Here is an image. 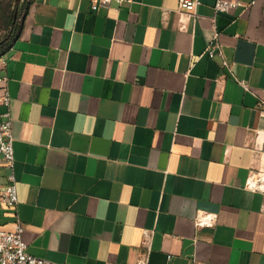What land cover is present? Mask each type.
<instances>
[{"label":"crops","instance_id":"crops-1","mask_svg":"<svg viewBox=\"0 0 264 264\" xmlns=\"http://www.w3.org/2000/svg\"><path fill=\"white\" fill-rule=\"evenodd\" d=\"M198 1L193 15L180 0H15L0 75L29 253L264 264V192L247 187L264 172V0ZM11 212L0 203V229Z\"/></svg>","mask_w":264,"mask_h":264},{"label":"built area","instance_id":"built-area-1","mask_svg":"<svg viewBox=\"0 0 264 264\" xmlns=\"http://www.w3.org/2000/svg\"><path fill=\"white\" fill-rule=\"evenodd\" d=\"M7 0H0V15L2 13L1 5ZM112 0H93V10H98L101 5L110 4ZM198 0H180V9L191 12L195 15ZM244 3L238 0H216L214 8L217 13H228L233 9L254 4ZM219 32L216 31L217 39ZM216 50L208 46L207 53L210 57L215 55ZM225 66H229L227 61ZM0 82L3 85V94L0 97V103L6 107V112L0 116V153L3 156L4 167L8 170L7 182L0 184V203L5 205L10 211L14 220L10 229H0V264H61L51 260L35 256L28 251V243L25 239V227L20 219L18 212L19 194L18 180L16 177V158L14 150L13 120L10 111L11 95L8 89V76L0 75ZM264 106V102L260 103ZM248 189L264 192V172L252 171L247 181ZM215 218L213 215L199 216L196 219L198 228L214 227ZM141 264H147V254L141 261Z\"/></svg>","mask_w":264,"mask_h":264},{"label":"trees","instance_id":"trees-1","mask_svg":"<svg viewBox=\"0 0 264 264\" xmlns=\"http://www.w3.org/2000/svg\"><path fill=\"white\" fill-rule=\"evenodd\" d=\"M14 2L15 0H7L1 5L0 31L3 33H0V57L9 50L13 42L12 29H16Z\"/></svg>","mask_w":264,"mask_h":264},{"label":"rangeland","instance_id":"rangeland-1","mask_svg":"<svg viewBox=\"0 0 264 264\" xmlns=\"http://www.w3.org/2000/svg\"><path fill=\"white\" fill-rule=\"evenodd\" d=\"M0 33H3V31H0ZM5 36V35H4Z\"/></svg>","mask_w":264,"mask_h":264},{"label":"water","instance_id":"water-1","mask_svg":"<svg viewBox=\"0 0 264 264\" xmlns=\"http://www.w3.org/2000/svg\"><path fill=\"white\" fill-rule=\"evenodd\" d=\"M15 21H16V16H15Z\"/></svg>","mask_w":264,"mask_h":264}]
</instances>
